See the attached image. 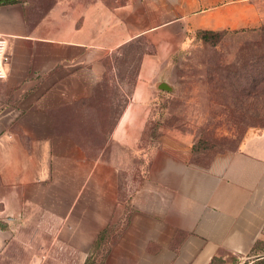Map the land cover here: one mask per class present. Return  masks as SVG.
<instances>
[{
    "label": "crops",
    "instance_id": "obj_1",
    "mask_svg": "<svg viewBox=\"0 0 264 264\" xmlns=\"http://www.w3.org/2000/svg\"><path fill=\"white\" fill-rule=\"evenodd\" d=\"M264 25V0H18L0 5V264H254L264 242V128L200 161L149 145L169 48L188 31ZM147 41L112 120L111 62ZM260 249L256 252V247Z\"/></svg>",
    "mask_w": 264,
    "mask_h": 264
},
{
    "label": "rangeland",
    "instance_id": "obj_2",
    "mask_svg": "<svg viewBox=\"0 0 264 264\" xmlns=\"http://www.w3.org/2000/svg\"><path fill=\"white\" fill-rule=\"evenodd\" d=\"M257 42L263 49V32L228 33L204 42L188 31L181 44L169 48L171 57L161 67L158 82L167 83L172 91L157 92L147 128L149 145H161L164 137L181 138L200 161H207L238 148L250 132L264 128L260 65L251 63L247 67L251 75L245 77L241 64L257 54L251 50ZM155 49L154 44L140 41L121 50L111 62L100 96L103 114L111 117L109 129L131 98L143 57Z\"/></svg>",
    "mask_w": 264,
    "mask_h": 264
},
{
    "label": "trees",
    "instance_id": "obj_3",
    "mask_svg": "<svg viewBox=\"0 0 264 264\" xmlns=\"http://www.w3.org/2000/svg\"><path fill=\"white\" fill-rule=\"evenodd\" d=\"M16 2V1H15ZM15 2H11V3H6V4H12ZM6 4H1L0 5H6ZM263 32L264 34V25L255 28V29H249V30H237V31H210V30H198L196 32H194V34H196V36L204 41V42H209L210 40H218L222 35H226L228 33H233V34H239V33H246V32ZM141 41V40H140ZM140 41H136L133 43H130V45L140 42ZM257 44V45H256ZM125 47L126 48H129ZM255 47V49H251L254 50L253 52L257 51V54H255L253 57H249L246 60L244 59L243 62L241 63L243 68L245 69V77L248 76V74H250L249 70H247V67H249V65L251 63H254L256 65H260L259 68H257V71H259L260 73V83H264V48L262 49V44L259 42L255 43L253 45ZM123 49V50H124ZM263 50V51H262ZM117 59V56L114 58V60ZM251 75V74H250ZM261 85V84H260ZM263 85V84H262ZM261 251L262 253H264V242L261 243ZM260 249L259 245H257L256 247V252ZM254 264H264V254H262L261 258L259 260H257Z\"/></svg>",
    "mask_w": 264,
    "mask_h": 264
},
{
    "label": "built area",
    "instance_id": "obj_4",
    "mask_svg": "<svg viewBox=\"0 0 264 264\" xmlns=\"http://www.w3.org/2000/svg\"><path fill=\"white\" fill-rule=\"evenodd\" d=\"M8 61L7 40L3 35H0V81L7 78L6 64Z\"/></svg>",
    "mask_w": 264,
    "mask_h": 264
},
{
    "label": "water",
    "instance_id": "obj_5",
    "mask_svg": "<svg viewBox=\"0 0 264 264\" xmlns=\"http://www.w3.org/2000/svg\"><path fill=\"white\" fill-rule=\"evenodd\" d=\"M159 89L167 92L172 91V88L167 83H161Z\"/></svg>",
    "mask_w": 264,
    "mask_h": 264
}]
</instances>
